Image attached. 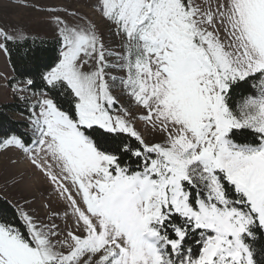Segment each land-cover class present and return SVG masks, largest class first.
I'll list each match as a JSON object with an SVG mask.
<instances>
[{
	"label": "snow or ice",
	"instance_id": "snow-or-ice-1",
	"mask_svg": "<svg viewBox=\"0 0 264 264\" xmlns=\"http://www.w3.org/2000/svg\"><path fill=\"white\" fill-rule=\"evenodd\" d=\"M20 6L55 48L0 18L29 165L0 190L47 188L0 196V264H264V0Z\"/></svg>",
	"mask_w": 264,
	"mask_h": 264
},
{
	"label": "rangeland",
	"instance_id": "rangeland-1",
	"mask_svg": "<svg viewBox=\"0 0 264 264\" xmlns=\"http://www.w3.org/2000/svg\"><path fill=\"white\" fill-rule=\"evenodd\" d=\"M28 2H34V0H28ZM88 0H63L70 10H78L83 13H87L89 16H93L90 9L87 7ZM25 3V0H17L13 3L12 0H0V18L12 25H22L28 29L31 34L29 37H40V38H50L51 31L47 21L45 13L34 12L30 8H25L20 5ZM93 19H96L93 16ZM14 74L12 66L8 60V57L3 52H0V77L9 76ZM4 81L0 79V85ZM20 102L10 93L5 94L0 92V105L7 102ZM15 118L24 119L20 115L15 114ZM17 160L18 163L12 164L11 160ZM29 170V165L23 159V157L18 152H5L0 155V189L4 188V181L9 180L13 175H17L21 172ZM46 182L42 177L34 176L30 180H27L23 186L20 188H8L7 192L0 190V193L8 195L9 197H28L31 198L35 196L36 202L33 207L41 208L44 203V196L41 192L46 195ZM23 201L21 200V203Z\"/></svg>",
	"mask_w": 264,
	"mask_h": 264
},
{
	"label": "trees",
	"instance_id": "trees-1",
	"mask_svg": "<svg viewBox=\"0 0 264 264\" xmlns=\"http://www.w3.org/2000/svg\"><path fill=\"white\" fill-rule=\"evenodd\" d=\"M33 41H35L33 47L43 41L47 45L49 51H52L55 48V42L50 38L29 37V43H33ZM24 51V49L18 50L15 47L11 48V55H7V57L12 66V69L20 68L21 58L24 55ZM37 87H39V84H37ZM15 114L20 115L24 119L15 118ZM26 115L27 113L24 111L21 102H7L0 105V130L5 128L12 129L17 133L23 134L27 125ZM0 196L3 195L0 193Z\"/></svg>",
	"mask_w": 264,
	"mask_h": 264
}]
</instances>
